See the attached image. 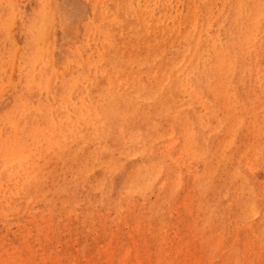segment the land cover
<instances>
[{
	"label": "rangeland",
	"instance_id": "374dc122",
	"mask_svg": "<svg viewBox=\"0 0 264 264\" xmlns=\"http://www.w3.org/2000/svg\"><path fill=\"white\" fill-rule=\"evenodd\" d=\"M0 264H264V0H0Z\"/></svg>",
	"mask_w": 264,
	"mask_h": 264
},
{
	"label": "bare ground",
	"instance_id": "6f19581e",
	"mask_svg": "<svg viewBox=\"0 0 264 264\" xmlns=\"http://www.w3.org/2000/svg\"><path fill=\"white\" fill-rule=\"evenodd\" d=\"M240 8L242 9L243 8V5L241 4L240 5ZM243 10V9H242ZM196 24H197V19L195 18L194 20H193V22H192V24H191V33L193 34L195 31H196ZM191 143H192V141H191ZM176 144H177V140H172V141H170L167 145H166V147L168 148V149H173L174 147H176ZM27 169V168H26ZM27 172V171H26ZM251 212H253V215H255L256 214V209L253 207V211H251Z\"/></svg>",
	"mask_w": 264,
	"mask_h": 264
}]
</instances>
